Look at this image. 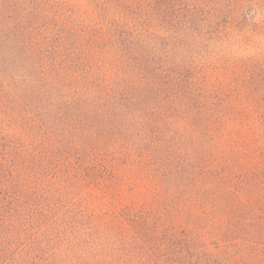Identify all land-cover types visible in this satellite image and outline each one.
Masks as SVG:
<instances>
[{
  "label": "trees",
  "instance_id": "1",
  "mask_svg": "<svg viewBox=\"0 0 264 264\" xmlns=\"http://www.w3.org/2000/svg\"><path fill=\"white\" fill-rule=\"evenodd\" d=\"M0 264H264V0H0Z\"/></svg>",
  "mask_w": 264,
  "mask_h": 264
},
{
  "label": "rangeland",
  "instance_id": "2",
  "mask_svg": "<svg viewBox=\"0 0 264 264\" xmlns=\"http://www.w3.org/2000/svg\"><path fill=\"white\" fill-rule=\"evenodd\" d=\"M217 219H221V220H222V219H223V220H227V219H230V218H217Z\"/></svg>",
  "mask_w": 264,
  "mask_h": 264
}]
</instances>
